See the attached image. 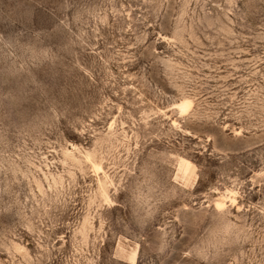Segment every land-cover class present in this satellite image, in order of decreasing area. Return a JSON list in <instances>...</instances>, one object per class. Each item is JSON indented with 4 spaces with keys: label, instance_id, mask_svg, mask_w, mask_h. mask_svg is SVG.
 Returning a JSON list of instances; mask_svg holds the SVG:
<instances>
[{
    "label": "rangeland",
    "instance_id": "rangeland-1",
    "mask_svg": "<svg viewBox=\"0 0 264 264\" xmlns=\"http://www.w3.org/2000/svg\"><path fill=\"white\" fill-rule=\"evenodd\" d=\"M132 252L264 264V0H0V264Z\"/></svg>",
    "mask_w": 264,
    "mask_h": 264
},
{
    "label": "bare ground",
    "instance_id": "bare-ground-1",
    "mask_svg": "<svg viewBox=\"0 0 264 264\" xmlns=\"http://www.w3.org/2000/svg\"><path fill=\"white\" fill-rule=\"evenodd\" d=\"M191 104H192L191 100H189L187 98H183L180 101L173 103L172 104V108L177 111V113L179 114L180 117H183L190 110ZM179 166L184 167L183 168V173H184V175H188V172H187L188 171V163L185 160L182 159V160L179 161ZM226 199L228 201L234 203L233 202L234 201V193L232 191H227V196L226 197H220L219 199H217L215 201L216 209L221 210L222 208H224ZM217 204H220L221 207L217 208ZM129 258H130L131 264H135L136 260H137L136 252H132V254L130 255Z\"/></svg>",
    "mask_w": 264,
    "mask_h": 264
},
{
    "label": "snow or ice",
    "instance_id": "snow-or-ice-1",
    "mask_svg": "<svg viewBox=\"0 0 264 264\" xmlns=\"http://www.w3.org/2000/svg\"><path fill=\"white\" fill-rule=\"evenodd\" d=\"M221 207V205L220 204H217V208H220Z\"/></svg>",
    "mask_w": 264,
    "mask_h": 264
}]
</instances>
